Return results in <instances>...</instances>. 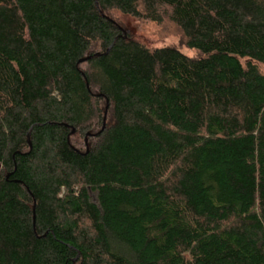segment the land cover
I'll return each instance as SVG.
<instances>
[{"label":"trees","instance_id":"1","mask_svg":"<svg viewBox=\"0 0 264 264\" xmlns=\"http://www.w3.org/2000/svg\"><path fill=\"white\" fill-rule=\"evenodd\" d=\"M260 65L264 0H0V264H264Z\"/></svg>","mask_w":264,"mask_h":264},{"label":"rangeland","instance_id":"2","mask_svg":"<svg viewBox=\"0 0 264 264\" xmlns=\"http://www.w3.org/2000/svg\"><path fill=\"white\" fill-rule=\"evenodd\" d=\"M111 17L134 40L143 43L149 48L173 47L190 58L198 57L197 51L188 49L185 46L182 33L169 21H165L162 24L142 22L124 16L119 12H113ZM260 69L264 73V65H260ZM86 143L88 145V140H86Z\"/></svg>","mask_w":264,"mask_h":264},{"label":"water","instance_id":"3","mask_svg":"<svg viewBox=\"0 0 264 264\" xmlns=\"http://www.w3.org/2000/svg\"><path fill=\"white\" fill-rule=\"evenodd\" d=\"M124 35H125V37H126V36H127V32L124 31ZM95 56L98 57V56H100V54H96ZM87 60H88V59H85V60L81 61V63H84V62H86ZM107 109H108V108H107ZM104 128H105V125H104ZM104 128H103V129H104ZM73 133H75V130H73Z\"/></svg>","mask_w":264,"mask_h":264}]
</instances>
